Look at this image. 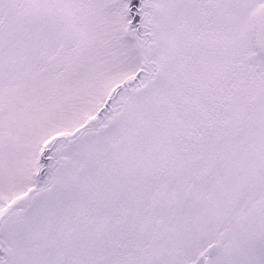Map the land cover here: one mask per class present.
I'll list each match as a JSON object with an SVG mask.
<instances>
[{
  "label": "snow or ice",
  "instance_id": "6c2138e0",
  "mask_svg": "<svg viewBox=\"0 0 264 264\" xmlns=\"http://www.w3.org/2000/svg\"><path fill=\"white\" fill-rule=\"evenodd\" d=\"M0 264H264V0H0Z\"/></svg>",
  "mask_w": 264,
  "mask_h": 264
}]
</instances>
